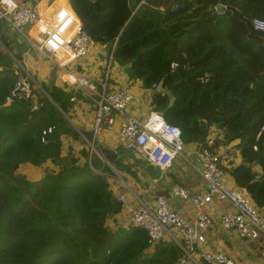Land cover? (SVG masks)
<instances>
[{
    "label": "trees",
    "instance_id": "16d2710c",
    "mask_svg": "<svg viewBox=\"0 0 264 264\" xmlns=\"http://www.w3.org/2000/svg\"><path fill=\"white\" fill-rule=\"evenodd\" d=\"M68 2L83 31L112 54L129 81H139L144 91L161 83L152 93L153 109L180 129L184 144L198 142L203 118L217 105L208 150L230 181L264 210V46L246 25L264 21V0H144L135 12L129 0ZM218 4L224 13H213ZM2 26L0 264H176L181 251L174 244L161 241L150 253L144 230L115 225L121 204L111 182L117 176L90 154L88 144L118 173L136 175L119 155L99 146L90 129L70 123L71 91L52 81L39 83L34 114L28 103L3 105L17 79L14 64L22 62ZM246 85L244 114L233 98ZM51 126L41 143V130ZM64 139L77 142L78 151L69 145L64 152ZM25 165L43 167L42 177H23L18 170Z\"/></svg>",
    "mask_w": 264,
    "mask_h": 264
},
{
    "label": "built area",
    "instance_id": "2783aa9c",
    "mask_svg": "<svg viewBox=\"0 0 264 264\" xmlns=\"http://www.w3.org/2000/svg\"><path fill=\"white\" fill-rule=\"evenodd\" d=\"M57 1L49 0L53 6L45 5L40 11L34 0H0V24L25 40L29 50L43 56L58 68L63 85L67 91H71L69 101L73 108L79 102V97L91 101L94 139L100 134L111 132L116 117L122 116L125 121L119 127L120 144L135 150L147 164L162 171L169 169L172 162L184 152L180 129L166 123L162 114L154 109L144 120L132 117L133 94L125 88H107L109 68L103 80L78 73L77 70L83 68L82 63L97 45L83 31L69 2L64 4ZM143 4L144 0L139 1L138 7ZM49 10L54 13L53 22L44 17ZM250 24L253 30L264 32V21L254 19ZM108 60L109 66L112 54L108 55ZM17 67V79L4 98L3 105L28 103L29 114H34L38 109L36 90L40 88L24 65ZM157 87L153 84L150 92L158 91ZM53 130L52 126L42 129L40 142L44 144ZM204 142L207 147L197 145L194 154L200 164L199 175L206 184L205 191L202 194H191L181 186L174 185L169 192L170 197L193 208L191 222L171 209L163 197L141 203L137 209L127 203L123 194L117 196L118 201L121 212L129 219L126 229L144 230L151 247L161 241L178 246L181 256L176 264H235L224 253L203 249L206 233L219 225L227 233L244 241L251 240L255 235L264 239V213L252 204L245 189L227 184L225 173L218 167L217 155L208 150L212 140L207 137ZM253 149L256 150V147ZM211 204L217 207L210 213L207 207ZM219 205L229 209L223 210Z\"/></svg>",
    "mask_w": 264,
    "mask_h": 264
},
{
    "label": "crops",
    "instance_id": "0c3cea01",
    "mask_svg": "<svg viewBox=\"0 0 264 264\" xmlns=\"http://www.w3.org/2000/svg\"><path fill=\"white\" fill-rule=\"evenodd\" d=\"M40 2H42V8H38L40 11L45 8V5H52L49 3V0H40L36 4H39ZM57 2L66 4V2L68 3V0H59ZM2 27L3 28L1 32L5 35L7 34V36H10V40L13 41V51L19 53L23 60H26V55L28 56V59L34 60L37 53L29 50L30 48L27 42L23 40L18 34L10 31L4 25ZM105 49V47L97 45L95 51L97 53H101V51L104 52ZM89 61L93 63V57L87 58L82 63L84 65L83 67L88 66L87 63ZM45 62L52 65L51 62H48L46 60ZM23 65L26 67L25 64ZM50 71L51 77L48 81H52L54 85L59 86L57 77L58 74L61 76L60 71L54 65L50 67ZM55 74L57 76H55ZM84 74L88 75L86 73ZM47 75H49L48 71ZM89 76L100 79L97 69H95V74L90 73ZM105 76L106 74L104 75V78ZM107 86L109 90L125 88L132 92L134 99L131 105V116L136 118L137 120H144L147 117L148 113L153 109L151 98L152 92L144 91L141 88V83L139 81H129L120 66H114L113 74L109 76ZM124 121V117L117 116L113 130L108 133L100 134L95 139L99 146L119 155V158H121V163L127 164L133 174L136 175V177L133 178L126 173H118L114 169L115 172H113L118 178L111 182V190L113 191L115 196L123 194L126 197L127 203L131 207H134L136 209L141 207V203H147L154 200V198L163 197L167 200L171 209L178 212L186 221L191 222L193 208L185 202L173 199L172 197H170L169 192L174 185L181 186L191 194H202L205 191L206 184L202 181L199 175L200 164L194 154V152L198 148V144H184L183 154L181 156H178L172 162L169 169L162 171L159 168L156 169L153 165L147 164L143 158L142 160H139L136 157V155H139L137 152L136 155L127 153V150L129 149L120 144L118 140V132L120 124ZM92 122L93 111L92 116L84 123V126H86L91 131ZM209 137L210 135H208V138ZM209 139H211V137ZM119 148L124 150L123 155L120 152ZM220 150L223 152L222 148ZM235 162L238 163L239 158H236ZM25 167H28L30 169H40L33 168L27 165H25ZM253 169L259 175L262 174V171L259 167L255 166ZM226 180L229 186L236 187L233 182L230 181L228 176L226 177ZM219 206L223 210L229 209L224 205ZM215 207L217 206L211 204L207 207V210L211 213ZM261 212L264 213V210H261ZM115 221V225H120L122 227H126V225L129 223V219L127 218L126 214L122 212H120L119 215L116 216ZM175 246L178 247L177 245ZM152 248L153 247L149 249V252L150 250H153ZM203 249L210 252L224 253L228 257H230L235 264H264L263 238H261L259 235H255L251 240L244 241L232 234L227 233L219 225H215L206 233Z\"/></svg>",
    "mask_w": 264,
    "mask_h": 264
},
{
    "label": "rangeland",
    "instance_id": "374dc122",
    "mask_svg": "<svg viewBox=\"0 0 264 264\" xmlns=\"http://www.w3.org/2000/svg\"><path fill=\"white\" fill-rule=\"evenodd\" d=\"M38 1L40 0H35L34 3L36 4ZM42 2H40L38 5V8L41 9L42 8ZM18 46V45H17ZM97 46H95L90 54L88 55V58L93 57V63H91V61H89L87 63L88 66L85 67H80L78 71L79 74L81 73H86L88 74V76L91 74H95V69H97L98 72V76L100 77V80H103L104 78V72H106L107 68H109V76H111L113 74L114 71V66H116V64L111 61L110 65L109 64V60H108V53H107V49L103 51H101V53H97L95 51V48ZM1 50H4L2 46H0ZM95 51V53H94ZM25 57V56H24ZM48 61L47 59H45L43 56L37 54L34 60H30L28 59V56L26 55V60H23L21 57V62L22 63H18L15 62L14 67L18 66V65H26V68L29 72V74L31 75L32 79L38 83H44L45 85L48 84V80L51 77V71H50V67L53 66V64H48L45 62ZM49 62V61H48ZM47 71L48 74L47 75ZM61 73V72H60ZM47 76V77H46ZM55 76H57L55 74ZM59 86H62L64 89H66V87L63 85L62 83V74L61 76L58 74L57 77ZM40 88V86H39ZM40 90V89H39ZM79 102L77 103V105L73 108L71 114H72V121H70V123L75 127V126H84V123L89 120V118L92 116V111L93 108L90 107L89 104H91V101L89 100V102L84 99L79 97ZM65 140V139H64ZM92 143V142H90ZM90 143L88 144V148H89V152L90 154L93 153L95 154L98 158H100L101 160L104 159L99 153V155H97L95 153V150L97 151V149L94 146H91ZM93 144V143H92ZM72 145L76 151H78L79 147H78V143L74 142V141H70V140H65L64 141V152H65V146H69ZM98 152V151H97ZM103 161V160H102ZM18 172L25 177L26 179L30 180V181H37L39 180L42 175H43V167L40 169H30L28 167H20ZM118 178V177H117ZM152 252V250H150V253Z\"/></svg>",
    "mask_w": 264,
    "mask_h": 264
},
{
    "label": "water",
    "instance_id": "95a60500",
    "mask_svg": "<svg viewBox=\"0 0 264 264\" xmlns=\"http://www.w3.org/2000/svg\"><path fill=\"white\" fill-rule=\"evenodd\" d=\"M138 5H139V0H129V7H130V10H131L132 12H135V11L137 10ZM224 11H225V7H224L223 5H221V4H218V5L215 7V10H214L213 13H214V14H222V13H224ZM53 14H54L53 11H52V10H49V11L45 14L44 17H45V19H48V20H50L51 22H53V21H54V19H53ZM234 14H235V15H238V13L235 12V11H234ZM246 25H247V27H248V29H249L250 34L257 35V36H259V37L263 40V46H264V32H260V31H255V30H253V28H252L250 22H248V21H246ZM263 79H264V73L260 75V80H263ZM161 88H162V87H161V83H160V84L158 85L157 89L160 90ZM249 88H250V85H246V86L241 90V92L238 94V96H236L235 98H233V100H235V101L238 102V111H239V112L242 111L244 114L246 113V109H245V108H242V99H243V96H244L246 90L249 89ZM216 107H217V105H216L215 107H213V108L211 109V111H210V112H209V113L203 118V121L206 123V127H205V129H204V132H203L202 136L200 137V139H199L198 142H197V144L200 145V146L204 143V141L207 139V137H208V135H209V129H210V127H211V117H212L213 113L215 112ZM90 145L93 146L92 143H90ZM95 153H96L97 155H99L98 152H97L96 150H95ZM127 153H130V154H132V155H136V154H137L136 151L133 150V149H129V150H127ZM136 157H137L139 160H142V157H141V156L136 155ZM102 160L108 165V167H109L112 171H114V169H113L112 166L107 162V160H105V159H102ZM155 168L158 169V167H156V166H155ZM114 172H115V171H114ZM144 199H145V197H144Z\"/></svg>",
    "mask_w": 264,
    "mask_h": 264
}]
</instances>
